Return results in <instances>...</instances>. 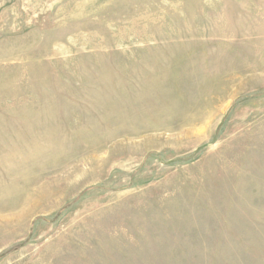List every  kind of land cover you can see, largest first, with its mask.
Instances as JSON below:
<instances>
[{
  "label": "rangeland",
  "instance_id": "1",
  "mask_svg": "<svg viewBox=\"0 0 264 264\" xmlns=\"http://www.w3.org/2000/svg\"><path fill=\"white\" fill-rule=\"evenodd\" d=\"M0 264H264V0H0Z\"/></svg>",
  "mask_w": 264,
  "mask_h": 264
}]
</instances>
